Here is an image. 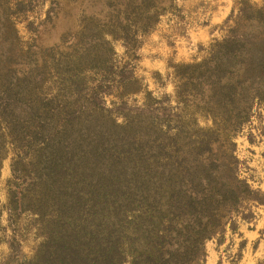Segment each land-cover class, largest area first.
<instances>
[{"label":"trees","instance_id":"trees-1","mask_svg":"<svg viewBox=\"0 0 264 264\" xmlns=\"http://www.w3.org/2000/svg\"><path fill=\"white\" fill-rule=\"evenodd\" d=\"M107 2L108 22H84L62 51L29 46L0 58V161L11 154L0 264H204L207 241L221 244L237 218L264 207L233 143L264 103V3L239 0L206 56L169 67L173 97L144 91L132 115L126 101L105 106L109 88L142 90L111 41L137 48L174 0ZM28 4L16 0L13 12ZM198 117L211 125L198 127ZM28 232L38 240L29 258Z\"/></svg>","mask_w":264,"mask_h":264},{"label":"rangeland","instance_id":"rangeland-1","mask_svg":"<svg viewBox=\"0 0 264 264\" xmlns=\"http://www.w3.org/2000/svg\"><path fill=\"white\" fill-rule=\"evenodd\" d=\"M21 1V0H18ZM29 1L25 10L14 13L13 5L16 0H6L5 7L9 9L10 14L7 21L2 26L0 23V58L23 53L25 49L31 47H52L57 46V51H62L75 42L76 33L84 28V25L91 19L106 24L111 18V10L107 7V0H25ZM54 1V2H52ZM239 0H174V6L163 12L157 24L145 36L139 38L137 48L128 49L127 53L121 41H111L115 51V59L118 66L125 64L132 71L133 76L139 81V87L142 89L134 95H125L118 97L119 90L114 87L108 89L105 95V106L114 108L122 101L127 102V112L136 115L133 110L134 105L140 106L144 102V91L151 92L155 98L164 95L173 97V84L166 77V73L170 70V66L179 63H191L199 61L206 56L208 46L215 40H220L225 35L226 21L231 16L232 11L236 7ZM252 4L262 5L264 0H248ZM3 2V1H2ZM120 2V0H119ZM229 6V12L225 19L217 26L207 29L210 38L207 42L193 43L188 42V34L190 31L206 24L211 12L218 6ZM1 15V14H0ZM14 27L19 43L15 45L14 36L11 35V29ZM8 29V31L6 30ZM106 39H110L106 37ZM185 40L187 48L190 47L192 55L185 60H177L174 58L175 44L178 40ZM163 44L169 50L171 55L165 62L163 70L152 68L147 63L153 58L151 49L155 46ZM149 52L147 53V48ZM115 62V63H116ZM116 63V65H117ZM141 85V86H140ZM171 106L175 103L173 98ZM157 111L154 114L158 117L165 115L167 112L159 106H154ZM116 111V110H115ZM116 122L121 123L122 119L117 112H114ZM161 117L159 119H161ZM174 119V118H173ZM196 125L200 128H207L211 125L209 119L198 117ZM169 127H172L170 124ZM235 143V156L240 161L241 177L246 179L253 188H264V103L258 105L254 109V114L249 121L243 125L242 129L233 139ZM11 154L0 161V212L1 224H6V183L11 176ZM261 186V187H260ZM264 207L252 208V219L258 215L259 211ZM250 220V221H251ZM244 220L236 219V226ZM27 217H21L19 223H28ZM249 222V221H246ZM226 232H231L226 230ZM224 233V235L226 234ZM234 233V232H231ZM8 235V233H7ZM20 235V234H19ZM6 238V237H5ZM25 241L21 243V252L29 258L33 252V248L37 243L33 232L24 234ZM224 239V236H223ZM7 238L0 243V263L9 253V246L6 242ZM216 240V239H211ZM210 241V240H209ZM209 241L205 243L211 248ZM217 243V241H216ZM237 257L234 255L233 258ZM264 263V262H263ZM262 264V263H261Z\"/></svg>","mask_w":264,"mask_h":264},{"label":"crops","instance_id":"crops-1","mask_svg":"<svg viewBox=\"0 0 264 264\" xmlns=\"http://www.w3.org/2000/svg\"><path fill=\"white\" fill-rule=\"evenodd\" d=\"M229 6H218L208 17L206 24L192 30L188 34V42L205 43L210 38L207 31L210 27L219 25L227 16ZM185 40L175 42L178 45L175 48L174 58L185 60L192 55L190 47L187 48ZM149 52V47L147 48ZM153 58L148 61V65L157 70L165 68V62L171 55L170 50L163 44H159L151 49ZM261 187V186H260ZM264 190V188H261ZM211 248L206 244V256L204 264H261L264 262V208L259 211L258 215L249 222L242 221L238 224L234 233L226 232L221 244L216 240H210ZM234 255L235 258H233Z\"/></svg>","mask_w":264,"mask_h":264}]
</instances>
